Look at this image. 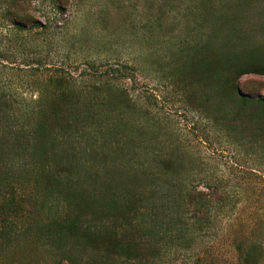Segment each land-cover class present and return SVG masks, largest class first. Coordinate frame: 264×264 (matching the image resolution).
I'll return each mask as SVG.
<instances>
[{
	"label": "trees",
	"instance_id": "trees-1",
	"mask_svg": "<svg viewBox=\"0 0 264 264\" xmlns=\"http://www.w3.org/2000/svg\"><path fill=\"white\" fill-rule=\"evenodd\" d=\"M25 2L0 0L1 23L10 20L21 30L28 23L41 26L20 8ZM197 20L199 28L204 19ZM260 28L253 29L264 38ZM253 29L233 26L220 44L202 36L179 43L168 62L173 83L193 109L232 142L264 155V98L239 86L245 74L264 75V42L255 40ZM47 74L51 94L39 100L36 111L14 106L0 89V243L15 235L17 221L29 211L20 192L27 184L64 204L62 212L39 223L48 240L74 241L67 249L61 243L65 251L58 264H156L174 238L208 223L220 195L187 183L184 155L149 151L127 133L124 115L132 99L125 88L109 76L81 87L65 75ZM17 161L20 169L35 172L19 181L23 189L4 179L5 169ZM258 248L255 243L240 249L243 264H258Z\"/></svg>",
	"mask_w": 264,
	"mask_h": 264
},
{
	"label": "rangeland",
	"instance_id": "rangeland-1",
	"mask_svg": "<svg viewBox=\"0 0 264 264\" xmlns=\"http://www.w3.org/2000/svg\"><path fill=\"white\" fill-rule=\"evenodd\" d=\"M20 8L41 26L28 23L21 30L0 20V89L14 106L35 110L51 94L47 73L81 87L109 76L131 96L124 118L135 142L160 154L184 155L187 183L220 195L208 223L174 238L156 264H243L240 249L255 243L261 245L258 264H264V155L232 142L193 109L173 83L168 62L179 43L202 36L220 44L233 26L261 29L264 0H27ZM198 15L204 19L199 28ZM255 31V40L264 42ZM239 86L264 98L263 74H245ZM19 164L6 168L4 179L23 189L19 181L35 172ZM23 190L29 211L17 221L15 235L0 243V264H58L74 241L48 240L39 223L62 212L64 204L43 188L27 184Z\"/></svg>",
	"mask_w": 264,
	"mask_h": 264
}]
</instances>
